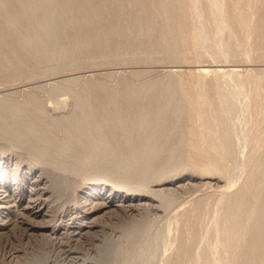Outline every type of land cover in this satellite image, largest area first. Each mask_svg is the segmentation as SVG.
Masks as SVG:
<instances>
[{
	"label": "rangeland",
	"instance_id": "1",
	"mask_svg": "<svg viewBox=\"0 0 264 264\" xmlns=\"http://www.w3.org/2000/svg\"><path fill=\"white\" fill-rule=\"evenodd\" d=\"M106 1L0 0V264H264V0Z\"/></svg>",
	"mask_w": 264,
	"mask_h": 264
},
{
	"label": "bare ground",
	"instance_id": "2",
	"mask_svg": "<svg viewBox=\"0 0 264 264\" xmlns=\"http://www.w3.org/2000/svg\"><path fill=\"white\" fill-rule=\"evenodd\" d=\"M110 2H111V0H107L106 1V4H105V7H104V16L106 17V18H108L110 15H109V8H108V6H109V4H110ZM117 9V8H116ZM79 11H81L82 12V7H79ZM128 20H129V18H128ZM126 51V50H125ZM128 51V50H127ZM125 53V52H124ZM123 55V54H122ZM126 58V57H125ZM13 71V70H12ZM0 75H1V72H0ZM3 75V74H2ZM155 84V83H154ZM98 89V88H97ZM104 89V88H103ZM103 92V91H102ZM104 93V92H103ZM105 94H106V92H105ZM107 97V96H106ZM105 98V97H104ZM108 98V97H107ZM115 98V97H114ZM108 99H110V98H108ZM114 101V100H113ZM110 104H112V103H110ZM51 105V104H50ZM99 105V104H98ZM97 105V106H98ZM110 106V105H109ZM111 108V107H110ZM155 110V109H154ZM91 111V110H90ZM116 112V111H115ZM42 113L44 114V112L42 111ZM139 113V112H138ZM94 114V113H93ZM99 114H101L100 112H99ZM104 114V113H103ZM35 116V115H34ZM126 116V115H125ZM128 116V115H127ZM97 117V116H96ZM122 117H124V115L122 116ZM144 117H145V115H144ZM157 118H158V115H157ZM164 118V117H163ZM190 118V117H189ZM192 118H194V117H192ZM125 119V118H124ZM161 119V118H160ZM160 119H158V120H160ZM120 121H121V119H119ZM119 120H118V122H119ZM136 120V119H135ZM105 121V120H104ZM124 121V120H123ZM148 120H146V122H147ZM192 121H194V119L192 120ZM118 122H113V123H118ZM142 122V121H141ZM140 122V123H141ZM145 122V121H144ZM145 122V123H146ZM38 124H40V123H38ZM43 124V123H42ZM118 124H121V123H118ZM138 124V123H137ZM142 124H144V123H142ZM157 124V123H156ZM163 124V123H162ZM165 124V123H164ZM55 125V124H54ZM122 125H124V123L122 124ZM121 125V126H122ZM128 125V124H127ZM132 125V124H131ZM154 125V124H153ZM158 125V124H157ZM174 125V124H173ZM119 126V125H118ZM125 126H126V123H125ZM129 126V125H128ZM135 126V125H134ZM189 126V125H188ZM106 127H108V126H106ZM152 127V126H151ZM158 127V126H157ZM190 127H192V126H190ZM128 128V127H127ZM46 129V128H45ZM51 129V128H50ZM62 129V128H61ZM121 129V128H120ZM174 129V128H173ZM44 130V129H43ZM108 130H111V128L110 129H108ZM194 130H196V129H194ZM192 128H191V132H190V136H192V137H194V140L192 141L191 140V142H190V151H189V157H188V159H189V161H191V162H194L195 164H198V166H199V168L200 167H202L203 166V164H202V162H200V159H199V147H198V144H197V142L195 141V131H194ZM48 131H49V129H48ZM65 131V130H64ZM113 131V130H112ZM139 131V130H138ZM66 132V131H65ZM64 132V133H65ZM107 132V131H106ZM113 132H115L116 133V131H113ZM187 134V133H186ZM64 135V134H63ZM67 135V134H66ZM112 135H114V134H112ZM117 135V134H116ZM115 135V136H116ZM68 136V135H67ZM66 136V137H67ZM108 136V135H107ZM151 136V135H150ZM188 136V135H187ZM197 136H198V134H197ZM65 137V136H64ZM111 137V136H110ZM109 137V138H110ZM191 138V137H190ZM116 139V138H115ZM192 139V138H191ZM198 139V138H197ZM110 140V139H109ZM148 140V139H147ZM151 140V139H150ZM68 142H70V140H68ZM168 142V141H167ZM157 143H159V142H157ZM120 143H118L117 145H119ZM73 145H74V143H73ZM72 145V146H73ZM115 145V144H114ZM152 145H155V144H153L152 143ZM151 145V146H152ZM71 146V145H70ZM156 146V145H155ZM202 146V145H201ZM77 147V146H76ZM114 147V146H113ZM163 147V146H162ZM161 148V147H160ZM117 149V148H116ZM145 149V148H144ZM152 149V148H151ZM162 149V148H161ZM64 150V149H63ZM119 150H121L120 148H119ZM140 150V149H139ZM154 150V149H153ZM142 151H144V150H142ZM120 152V151H119ZM128 153V152H127ZM142 154V157L144 156L145 157V155H147L148 154V152L145 154V155H143L144 154V152L143 153H141ZM141 154H138V153H133L132 154V158H128V159H124V161H123V163H125V166H123V168L125 169H128V170H130V171H134L135 169H136V167H137V165H136V162H135V160H138L137 158L138 157H140L141 156ZM111 155V157L109 156V157H107V158H105V161L107 162V163H111V164H116V162L117 161H121V159L119 158V156L116 154V153H111L110 154ZM161 155V154H160ZM202 155V154H201ZM131 156V155H130ZM155 156V155H154ZM126 157H127V155H126ZM148 157H146V159H147ZM150 158V157H149ZM148 158V159H149ZM170 158V157H169ZM177 158V157H176ZM84 159V158H83ZM87 159V158H86ZM116 159V160H115ZM140 159H142L141 157H140ZM139 159V160H140ZM158 159V158H157ZM171 159V158H170ZM170 159H168V160H170ZM80 160H82V159H80L79 158V162H80ZM156 160V159H155ZM164 160H166L165 158H164ZM148 161V160H147ZM163 161V160H162ZM145 162V161H144ZM161 162V161H160ZM190 162V163H191ZM83 163H84V161H83ZM118 163V162H117ZM139 163V162H138ZM152 163V162H151ZM79 164H81V163H78V165ZM91 165H92V163H90ZM154 164V163H153ZM165 164V163H164ZM103 165V164H102ZM141 165V164H140ZM149 165V164H148ZM147 165V166H148ZM85 166H87V165H85ZM104 166V165H103ZM144 166V165H143ZM91 167V166H90ZM105 167V166H104ZM122 167V166H121ZM139 168V167H138ZM137 168V169H138ZM81 169H83V168H81ZM141 169V168H140ZM145 169L147 170V168L145 167ZM142 170V169H141ZM146 170H144L143 172L145 173V172H147ZM149 170V169H148ZM196 170V169H195ZM201 170V169H200ZM214 171V170H213ZM133 172H131V174H132ZM152 173V172H151ZM157 173H158V171H157ZM157 173H155V174H157ZM195 173V172H194ZM207 173V172H206ZM80 174V173H79ZM83 174V173H82ZM81 174V175H82ZM92 174V173H91ZM112 174H116V173H109V175H111L112 176ZM127 174V173H126ZM130 174V175H131ZM116 175H119L118 173L116 174ZM147 175V174H146ZM151 175V174H150ZM69 176V175H68ZM132 176H133V174H132ZM136 176V175H135ZM134 176V177H135ZM137 176H139V175H137ZM82 178H84L83 176H81ZM92 177V176H91ZM146 177V176H145ZM151 177H152V175H151ZM150 177V178H151ZM154 177V176H153ZM99 178H100V176H99ZM98 178V179H99ZM129 178V177H128ZM139 178H140V176H139ZM144 178V177H143ZM155 178V177H154ZM127 179V178H126ZM133 179V178H132ZM146 179V178H145ZM44 180V179H43ZM89 180V179H88ZM94 180V179H93ZM100 180V179H99ZM103 179H101L100 181H102ZM118 180H119V178H118ZM128 180H130L131 181V179H128ZM138 180V179H137ZM141 180V179H140ZM151 180V179H150ZM154 180V179H153ZM160 180V179H159ZM85 181H86V179H85ZM120 182H121V180H119ZM122 181H124L123 179H122ZM127 181V180H126ZM126 181H125V183H126ZM152 181V180H151ZM35 182H36V180H35ZM87 182V181H86ZM108 182V181H107ZM136 182V181H135ZM141 182V181H140ZM149 182V181H148ZM153 182V181H152ZM33 183V182H32ZM37 183V182H36ZM41 183V182H40ZM65 183V182H64ZM70 183V182H69ZM125 183H122V184H125ZM131 183H133V182H131ZM137 183V182H136ZM139 183V182H138ZM144 183H145V181H144ZM147 183V182H146ZM150 183V182H149ZM121 184V185H122ZM129 184V183H128ZM142 184V183H141ZM185 184V183H184ZM47 185V184H46ZM87 185V184H86ZM132 185H134V184H132ZM94 186V185H93ZM126 186V184L124 185V187ZM142 186V185H141ZM140 186V187H141ZM151 186V185H150ZM121 187V186H120ZM123 187V186H122ZM123 187V188H124ZM129 187V186H128ZM131 187V186H130ZM135 187V186H134ZM140 187H137L138 189L140 188ZM146 187V186H145ZM144 187V188H145ZM2 188V187H1ZM40 188V187H39ZM86 188V187H85ZM142 188V187H141ZM144 188H142V190L144 189ZM169 188V187H168ZM198 188V187H197ZM35 189V188H34ZM89 189V188H88ZM94 189V188H93ZM100 189V188H99ZM98 189V190H99ZM104 189V188H103ZM131 189V188H130ZM134 189H136V188H134ZM134 189L132 190V192L134 191ZM165 189V188H164ZM170 189V188H169ZM202 189V188H201ZM36 190H38V188H36ZM40 190V189H39ZM128 190V189H127ZM137 190V189H136ZM140 190V189H139ZM139 190H137V191H135V192H138ZM146 190V189H145ZM153 190V189H152ZM156 190V189H155ZM160 190V189H159ZM158 190V191H159ZM162 190H163V188H162ZM33 191V190H32ZM88 191V190H87ZM92 191V190H91ZM96 191V190H95ZM113 191H115V190H113ZM130 191V190H129ZM147 191V190H146ZM149 191V190H148ZM38 192V191H37ZM55 192V191H54ZM142 192V191H141ZM140 192V193H141ZM166 192V191H165ZM172 192V191H171ZM33 193V192H32ZM94 193V192H93ZM97 193V192H96ZM114 193V192H113ZM119 193V192H118ZM146 193L147 192H144V194L146 195ZM153 194L152 193V191L151 192H149V194ZM160 193V192H159ZM164 193V192H163ZM101 194V193H100ZM115 194H116V192H115ZM124 194V193H123ZM129 194V193H128ZM136 194H138V193H136ZM135 194V195H136ZM161 194V193H160ZM47 195V194H46ZM125 195V194H124ZM139 195V194H138ZM156 194H154V196H155ZM5 196V195H4ZM61 196H62V194H61ZM137 196V195H136ZM141 196V195H140ZM10 197V196H9ZM34 197H36V196H34ZM41 197V196H40ZM45 197V196H44ZM57 197H59L58 195H57ZM114 197H117V196H114ZM134 197V196H133ZM113 198V197H112ZM138 198V197H137ZM11 199V198H10ZM32 199V198H31ZM30 199V200H31ZM91 199V198H90ZM98 199V198H97ZM110 199V198H109ZM127 199V198H126ZM59 200V199H58ZM89 200V199H88ZM113 200V199H112ZM131 200H132V198H128V201L127 202H123L124 204H120V205H116V204H114L113 202H111V201H101L100 203H98L97 205H96V207H93V208H90L89 210V212H88V214H89V216L91 217L97 210H103V209H108L109 211L111 210V209H109V208H111V207H114V208H116L117 210H115V212H118V213H120L119 215H123V216H125V217H129V214L130 213H132V212H134V211H136V210H140V211H146V210H150V211H152V209H153V206H151V205H146V203H145V205H140V204H138V206H135L133 203H131ZM153 200V199H152ZM11 201V200H10ZM13 201V200H12ZM26 201H28V200H26ZM38 201V200H37ZM44 201V200H43ZM86 201V200H85ZM147 201V200H146ZM154 201V200H153ZM45 202V201H44ZM89 202V201H88ZM41 203V202H40ZM119 203V202H118ZM117 203V204H118ZM143 203V202H142ZM15 204V203H14ZM22 204V203H21ZM83 204V203H82ZM96 204V203H95ZM151 204V203H150ZM32 205H33V203H32ZM36 205V204H35ZM92 205H94L93 203H92ZM157 205V204H156ZM2 206H3V204H2ZM26 205H24V207H25ZM83 206V205H82ZM166 206V205H165ZM164 206V207H165ZM7 207V206H6ZM9 207V206H8ZM15 207V206H14ZM21 207V206H20ZM27 207V206H26ZM30 207V206H29ZM47 207V206H46ZM49 207V206H48ZM83 207H85V206H83ZM163 207V208H164ZM11 208V207H10ZM113 208V209H114ZM155 208V207H154ZM30 209V208H29ZM45 209V208H44ZM84 209V208H83ZM82 209V210H83ZM232 209V208H231ZM6 210H8V209H6ZM17 210V209H16ZM39 210H40V208H39ZM66 210V209H65ZM77 210V209H76ZM15 211V210H14ZM29 211V210H28ZM35 211V210H34ZM38 211V210H37ZM44 211H46V210H44ZM106 211V210H105ZM112 211V210H111ZM43 212V211H42ZM75 212V211H74ZM33 213V212H32ZM78 213V212H77ZM142 213V212H141ZM154 213H155V211H154ZM16 214V213H15ZM30 214V213H29ZM38 213L35 211V214L34 215H37ZM33 216V215H32ZM41 216V215H40ZM58 216V215H57ZM79 216V215H78ZM107 216V215H106ZM109 216V215H108ZM139 216V215H138ZM141 216V215H140ZM143 216V215H142ZM45 217V216H44ZM77 217V216H76ZM76 217H71V221H74V220H77L76 219ZM80 217V216H79ZM84 217V216H83ZM124 217V218H125ZM133 217V216H132ZM134 217H135V215H134ZM144 217V216H143ZM29 218V217H28ZM42 218V217H41ZM48 218V217H47ZM87 218V217H86ZM112 218V217H111ZM111 218H109V219H111ZM131 219V218H130ZM157 219V218H156ZM32 220V219H31ZM30 220V221H31ZM35 220V219H34ZM64 220H66V217H65V219ZM87 220V219H86ZM143 220V219H142ZM261 220V219H260ZM44 221V220H43ZM46 221V220H45ZM70 221V220H69ZM90 221V220H89ZM86 222L85 221V223H83V225L81 226L80 225V227H82V229H78V230H85L86 228H88V229H90L92 226H93V224H95L94 223V221L92 220V221H90V222ZM112 221V220H111ZM264 221V220H263ZM96 222V221H95ZM98 222H96V224H97ZM136 223V222H135ZM35 224H36V222H35ZM1 225V224H0ZM68 225H70V224H68ZM131 225V224H130ZM140 225V224H139ZM258 225V224H257ZM256 225V226H257ZM260 225V224H259ZM44 226V225H43ZM106 226V225H105ZM35 227V226H34ZM77 227V226H76ZM79 227V228H80ZM28 228V227H27ZM39 228V227H38ZM74 227H70V226H68V229H73ZM34 229V228H33ZM52 229H53V227H52ZM112 229V228H111ZM50 230V229H49ZM64 230V229H63ZM62 230V231H63ZM33 231V230H32ZM53 231V230H52ZM55 231V230H54ZM111 231H113V230H111ZM35 232V231H34ZM78 232V231H77ZM86 232V231H85ZM89 232V231H88ZM87 232V233H88ZM91 232V231H90ZM68 233V232H67ZM73 233V232H72ZM87 233H79V236L80 237H82L83 238V236L85 235V234H87ZM259 230H257V235L259 236ZM76 233H74V235H75ZM112 234H113V232H112ZM60 235V234H59ZM78 235V234H77ZM111 235V234H110ZM49 236V235H48ZM52 236H53V234H52ZM76 236V235H75ZM74 236V237H75ZM78 236V237H79ZM87 236V235H86ZM112 239V238H111ZM110 240V239H109ZM120 240V239H119ZM110 242H111V240H110ZM259 242V241H258ZM62 244V243H61ZM259 245H260V242L258 243ZM108 245V244H107ZM106 245V246H107ZM104 247V246H103ZM103 247H102V249H103ZM259 247L260 246H255V250H257V249H259ZM109 249V248H108ZM110 249H111V247H110ZM116 249V248H115ZM104 250V249H103ZM182 250V249H181ZM108 251V250H107ZM110 251V250H109ZM186 251V250H185ZM258 251V250H257ZM112 252V251H111ZM109 253V252H108ZM114 253V252H113ZM101 254H102V252H101ZM110 254V253H109ZM254 254V253H253ZM259 254V253H258ZM104 255V254H103ZM106 255V254H105ZM182 256V255H181ZM106 257V256H105ZM104 258V257H103ZM76 259V258H75Z\"/></svg>",
	"mask_w": 264,
	"mask_h": 264
}]
</instances>
